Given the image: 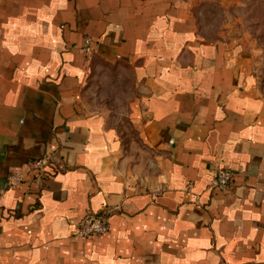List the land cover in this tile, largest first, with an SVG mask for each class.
Wrapping results in <instances>:
<instances>
[{
	"label": "crops",
	"instance_id": "obj_1",
	"mask_svg": "<svg viewBox=\"0 0 264 264\" xmlns=\"http://www.w3.org/2000/svg\"><path fill=\"white\" fill-rule=\"evenodd\" d=\"M194 1L0 0V264H264V100Z\"/></svg>",
	"mask_w": 264,
	"mask_h": 264
},
{
	"label": "rangeland",
	"instance_id": "obj_2",
	"mask_svg": "<svg viewBox=\"0 0 264 264\" xmlns=\"http://www.w3.org/2000/svg\"><path fill=\"white\" fill-rule=\"evenodd\" d=\"M190 12L201 37L235 43L251 55L258 91L264 100V0H195ZM111 78L103 74L90 84L92 97L100 103L110 95ZM114 114L116 119L125 118L122 107H117ZM114 125L130 133L125 121Z\"/></svg>",
	"mask_w": 264,
	"mask_h": 264
},
{
	"label": "built area",
	"instance_id": "obj_3",
	"mask_svg": "<svg viewBox=\"0 0 264 264\" xmlns=\"http://www.w3.org/2000/svg\"><path fill=\"white\" fill-rule=\"evenodd\" d=\"M47 159L34 160L30 167L38 174L44 173ZM232 179V173L229 170L217 168L210 174L209 182L212 189L223 191L229 187ZM11 186H15L21 182L18 174L9 177ZM109 231L108 216L106 213L88 214L78 226L76 236L81 239L90 237H99L105 235Z\"/></svg>",
	"mask_w": 264,
	"mask_h": 264
}]
</instances>
